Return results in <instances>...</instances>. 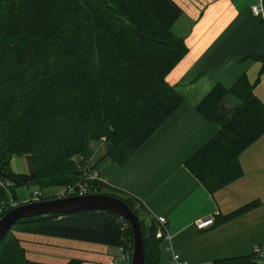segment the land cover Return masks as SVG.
Listing matches in <instances>:
<instances>
[{
    "label": "trees",
    "instance_id": "trees-1",
    "mask_svg": "<svg viewBox=\"0 0 264 264\" xmlns=\"http://www.w3.org/2000/svg\"><path fill=\"white\" fill-rule=\"evenodd\" d=\"M181 14L172 0H0V180L13 184L0 187V205L17 201L20 187L75 185L83 169L96 168L93 144L101 145L99 160L121 166L173 114L182 98L166 76L188 52L185 37L173 32ZM251 58L262 63L253 83L242 75L230 88L217 84L196 106L218 130L184 166L210 194L243 176L239 156L264 135V104L254 94L264 55ZM23 156L25 175L10 166ZM91 185L138 217L132 197ZM259 206L245 204L222 222ZM139 223L144 264H158V225ZM17 233L132 248L122 218L85 210L16 221L0 241V264H46L27 258ZM213 264H256V256Z\"/></svg>",
    "mask_w": 264,
    "mask_h": 264
},
{
    "label": "crops",
    "instance_id": "crops-1",
    "mask_svg": "<svg viewBox=\"0 0 264 264\" xmlns=\"http://www.w3.org/2000/svg\"><path fill=\"white\" fill-rule=\"evenodd\" d=\"M172 1L182 11L174 26L180 31L176 35L185 37L188 52L166 81L181 96V105L121 166L108 158L99 160L102 150L92 160L107 188L135 200L145 226L157 223V217L166 219L169 239L159 245L158 264H171L173 253L191 264L250 256L264 244V135L239 156L243 176L214 194L184 164L218 130L196 112L198 103L217 84L230 88L242 75L252 83L258 77L262 63L251 57L264 55V26L250 11L251 0ZM254 94L264 104V73ZM235 103L227 100L228 107ZM18 196L20 203L29 195ZM252 201L260 206L222 222ZM216 211L220 214L213 226L203 231L194 227L195 221ZM16 237L29 260L46 264L71 259L109 264L118 253L114 247L82 241L22 233Z\"/></svg>",
    "mask_w": 264,
    "mask_h": 264
},
{
    "label": "water",
    "instance_id": "water-1",
    "mask_svg": "<svg viewBox=\"0 0 264 264\" xmlns=\"http://www.w3.org/2000/svg\"><path fill=\"white\" fill-rule=\"evenodd\" d=\"M85 210L106 211L122 218L132 233L130 264H144V239L137 215L123 200L106 194L73 195L21 204L0 219V241L20 219Z\"/></svg>",
    "mask_w": 264,
    "mask_h": 264
},
{
    "label": "built area",
    "instance_id": "built-area-1",
    "mask_svg": "<svg viewBox=\"0 0 264 264\" xmlns=\"http://www.w3.org/2000/svg\"><path fill=\"white\" fill-rule=\"evenodd\" d=\"M252 4L250 6V11L253 16L258 17L261 20V23L264 26V0H251ZM100 183L105 184V180H103L96 168H85L83 169L82 176L80 177L79 181L69 187L59 188L58 191L51 196H55L56 198L60 197H67V196H84L90 195L95 192V188L92 187L91 183ZM12 182L10 181H3L0 180V187L8 190L12 187ZM46 197L43 192L39 190H33L31 195L27 197L25 201L22 203L28 202H35L40 201L42 198ZM21 203V202H20ZM19 202L14 200H9L7 204L0 205V219L3 215L17 207ZM219 212H214L212 215L204 217L194 222V227L199 230L203 231L205 229L210 228L213 226L215 218L219 216ZM156 222L158 225V229L156 231V238L162 240H168L169 236L165 231L166 219L164 217H157ZM117 256L109 263V264H130L131 261V250L129 251L126 247H117ZM254 254L256 256V264H264V244L258 246L254 250ZM171 264H191L187 260L183 259L180 255L173 253L171 257Z\"/></svg>",
    "mask_w": 264,
    "mask_h": 264
},
{
    "label": "rangeland",
    "instance_id": "rangeland-1",
    "mask_svg": "<svg viewBox=\"0 0 264 264\" xmlns=\"http://www.w3.org/2000/svg\"><path fill=\"white\" fill-rule=\"evenodd\" d=\"M183 23V22H181ZM180 25H184L185 26V22L184 24H180ZM190 26V24L188 25ZM173 32L175 34H180L179 30H178V26H174L173 27ZM234 100V98H232ZM235 101V100H234ZM92 149H93V153H98L101 151V145L99 144H93L92 145ZM11 166H12V169L18 173H25L26 174L28 173V166H27V160L26 158L23 156V157H13L12 158V163H11ZM59 188H51V189H48V190H44L43 193L45 196H51V194H54L58 191ZM61 189V188H60ZM33 191V188L32 187H20V188H17L15 190V192L17 193V196H18V192L21 193L23 196L21 197H24L25 195L28 196V195H31V192ZM19 197V196H18ZM22 203V202H21ZM17 234H20V233H17ZM15 234V236L17 235Z\"/></svg>",
    "mask_w": 264,
    "mask_h": 264
},
{
    "label": "bare ground",
    "instance_id": "bare-ground-1",
    "mask_svg": "<svg viewBox=\"0 0 264 264\" xmlns=\"http://www.w3.org/2000/svg\"><path fill=\"white\" fill-rule=\"evenodd\" d=\"M76 182V181H75ZM10 200V199H9ZM8 203V202H7Z\"/></svg>",
    "mask_w": 264,
    "mask_h": 264
}]
</instances>
